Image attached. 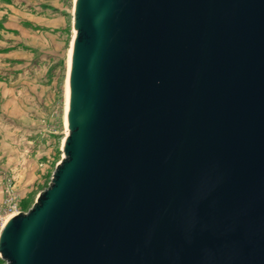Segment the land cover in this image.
I'll return each instance as SVG.
<instances>
[{
  "label": "water",
  "instance_id": "water-1",
  "mask_svg": "<svg viewBox=\"0 0 264 264\" xmlns=\"http://www.w3.org/2000/svg\"><path fill=\"white\" fill-rule=\"evenodd\" d=\"M63 158L5 264H264V0H76Z\"/></svg>",
  "mask_w": 264,
  "mask_h": 264
},
{
  "label": "rangeland",
  "instance_id": "rangeland-1",
  "mask_svg": "<svg viewBox=\"0 0 264 264\" xmlns=\"http://www.w3.org/2000/svg\"><path fill=\"white\" fill-rule=\"evenodd\" d=\"M73 12V0H0V206L28 211L63 158Z\"/></svg>",
  "mask_w": 264,
  "mask_h": 264
},
{
  "label": "built area",
  "instance_id": "built-area-1",
  "mask_svg": "<svg viewBox=\"0 0 264 264\" xmlns=\"http://www.w3.org/2000/svg\"><path fill=\"white\" fill-rule=\"evenodd\" d=\"M15 199H8L3 205L0 206V234L3 229L5 221L12 215L19 213Z\"/></svg>",
  "mask_w": 264,
  "mask_h": 264
},
{
  "label": "bare ground",
  "instance_id": "bare-ground-1",
  "mask_svg": "<svg viewBox=\"0 0 264 264\" xmlns=\"http://www.w3.org/2000/svg\"><path fill=\"white\" fill-rule=\"evenodd\" d=\"M75 2L76 0H73V11H74ZM70 58H71V47L69 48V52H68V72L66 76V88H65V108H64L65 109V113H64L65 119L64 121H65L66 127H67V110H68V76H69ZM62 140H64V137L62 138Z\"/></svg>",
  "mask_w": 264,
  "mask_h": 264
}]
</instances>
